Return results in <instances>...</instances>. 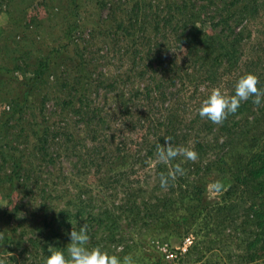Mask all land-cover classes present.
I'll return each mask as SVG.
<instances>
[{"label": "rangeland", "instance_id": "rangeland-1", "mask_svg": "<svg viewBox=\"0 0 264 264\" xmlns=\"http://www.w3.org/2000/svg\"><path fill=\"white\" fill-rule=\"evenodd\" d=\"M168 1L0 0L7 264H45L84 223L90 246L136 264H264V188L234 179L263 148L264 107L242 102L223 125L197 113L213 87L234 94L245 73L264 88V0H186V13L201 11L195 27L238 35L231 60L211 47L213 82L165 25ZM165 136L199 154L167 190L158 177L169 166L155 159ZM10 162L20 168L9 184ZM217 179L226 191L212 198Z\"/></svg>", "mask_w": 264, "mask_h": 264}, {"label": "clouds", "instance_id": "clouds-1", "mask_svg": "<svg viewBox=\"0 0 264 264\" xmlns=\"http://www.w3.org/2000/svg\"><path fill=\"white\" fill-rule=\"evenodd\" d=\"M259 77L251 72L238 78L234 86V94H229L221 87H213L197 110L202 119H207L215 125H223L229 115H235L242 102L251 99L257 107H264V88L258 87ZM164 144H156L155 159L157 163L169 166L166 172L159 174V186L167 190L178 177L184 176L183 163L195 162L199 154L194 145H174L171 136H165ZM181 158L179 163L172 165V161ZM226 191L222 180H214L208 185V192L212 198H219ZM70 243L64 249L49 248L50 255L45 264H136L132 254L123 256L110 253L100 246H90L91 237L89 227L84 223L79 228H72L69 233ZM5 236L0 233V243ZM11 254V253H10ZM0 264H7V257H0Z\"/></svg>", "mask_w": 264, "mask_h": 264}, {"label": "trees", "instance_id": "trees-1", "mask_svg": "<svg viewBox=\"0 0 264 264\" xmlns=\"http://www.w3.org/2000/svg\"><path fill=\"white\" fill-rule=\"evenodd\" d=\"M166 8L167 14L165 16V25L167 24L169 27L173 28L172 33L177 35V37H174L177 42H184L188 45L186 50L187 52L192 53L191 62H198L200 64V66L197 64V68L199 69L194 68L193 71L199 72L202 67H205L206 70L203 72L206 73V76L204 79L207 82H213L215 80L213 66L216 63V58H211V55H213L211 47L215 46L218 49H223L225 56L229 58L228 60H231L232 53L230 50L233 49L235 43L238 41V35L234 34L231 39L227 40V37L224 34H217L214 30H210L209 33H204L200 28L195 27V21L198 22L201 11L200 9H197V12L186 13V10L192 8V4L188 5L186 0H178V2L175 0H169ZM217 21L218 22L216 23H224L223 25L226 23V19L223 16ZM187 27L190 32V39L186 35V37H181ZM217 56L222 57L223 55L221 54ZM243 108L244 104L240 106L238 112H242ZM4 124H6V121H4ZM254 158V162L251 161L248 166H246L244 176H235L234 179L237 182H239L241 178H246L249 181L253 180L257 182L256 185L258 187L264 188V145L261 150L254 154ZM9 165L11 167L10 171L5 177L6 182L10 184L14 181L15 173L18 172L17 169L20 167H18V164L15 162H10Z\"/></svg>", "mask_w": 264, "mask_h": 264}, {"label": "built area", "instance_id": "built-area-1", "mask_svg": "<svg viewBox=\"0 0 264 264\" xmlns=\"http://www.w3.org/2000/svg\"><path fill=\"white\" fill-rule=\"evenodd\" d=\"M186 243H188V239L185 240ZM185 250V246H184V243L182 244V248H181V251H184Z\"/></svg>", "mask_w": 264, "mask_h": 264}]
</instances>
